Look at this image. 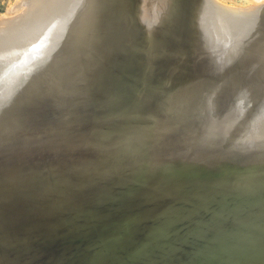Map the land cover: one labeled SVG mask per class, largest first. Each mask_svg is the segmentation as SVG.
<instances>
[{
    "label": "bare ground",
    "instance_id": "1",
    "mask_svg": "<svg viewBox=\"0 0 264 264\" xmlns=\"http://www.w3.org/2000/svg\"><path fill=\"white\" fill-rule=\"evenodd\" d=\"M21 1L0 264H264V0Z\"/></svg>",
    "mask_w": 264,
    "mask_h": 264
},
{
    "label": "rangeland",
    "instance_id": "2",
    "mask_svg": "<svg viewBox=\"0 0 264 264\" xmlns=\"http://www.w3.org/2000/svg\"><path fill=\"white\" fill-rule=\"evenodd\" d=\"M17 1V2H16ZM229 5H236V6H249L250 4L254 3L255 1L254 0H229V2L227 0H221ZM232 1V2H231ZM251 1V2H250ZM254 1V2H253ZM18 2H22L21 0H0V20H2L3 18H7V17H10V16H13L14 14L18 13V11H20L21 9L19 8H16L18 6ZM15 4H17L15 6ZM21 4V3H20ZM19 4V5H20ZM247 4V5H246ZM12 6L14 8H12ZM8 8H12L14 9L15 11L18 10V11H12V13H9L10 11H7ZM8 9V10H10ZM6 12V14H4ZM8 12V13H7ZM3 17V18H2Z\"/></svg>",
    "mask_w": 264,
    "mask_h": 264
}]
</instances>
